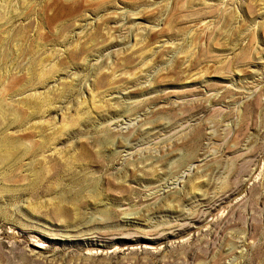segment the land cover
I'll list each match as a JSON object with an SVG mask.
<instances>
[{
  "label": "rangeland",
  "instance_id": "1",
  "mask_svg": "<svg viewBox=\"0 0 264 264\" xmlns=\"http://www.w3.org/2000/svg\"><path fill=\"white\" fill-rule=\"evenodd\" d=\"M0 264H264V0H0Z\"/></svg>",
  "mask_w": 264,
  "mask_h": 264
}]
</instances>
